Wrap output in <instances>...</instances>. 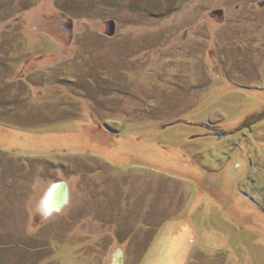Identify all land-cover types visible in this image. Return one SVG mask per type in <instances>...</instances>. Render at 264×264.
<instances>
[{"label":"rangeland","instance_id":"374dc122","mask_svg":"<svg viewBox=\"0 0 264 264\" xmlns=\"http://www.w3.org/2000/svg\"><path fill=\"white\" fill-rule=\"evenodd\" d=\"M0 264H264V0H0Z\"/></svg>","mask_w":264,"mask_h":264},{"label":"water","instance_id":"95a60500","mask_svg":"<svg viewBox=\"0 0 264 264\" xmlns=\"http://www.w3.org/2000/svg\"><path fill=\"white\" fill-rule=\"evenodd\" d=\"M214 15H222L223 11L222 10H215L213 11ZM111 32L113 34L114 31V27L115 24L114 22L111 24ZM55 191L56 195L58 194L59 198L55 201V203H53V209L51 210V212L53 211H60L62 210L63 206L67 205L69 203V199H70V189H69V185L66 182H58L55 183V185H53V187L51 188V190L48 192V195L52 192ZM47 195V197H48Z\"/></svg>","mask_w":264,"mask_h":264},{"label":"crops","instance_id":"0c3cea01","mask_svg":"<svg viewBox=\"0 0 264 264\" xmlns=\"http://www.w3.org/2000/svg\"><path fill=\"white\" fill-rule=\"evenodd\" d=\"M57 197L59 198L58 194L56 195L55 191L53 190L52 193H50L49 197L47 198L46 203H44L45 202V199H44V201H43V208H44V204H45V208L44 209L51 213V210L53 209V205L52 204L55 203V201L58 199Z\"/></svg>","mask_w":264,"mask_h":264},{"label":"clouds","instance_id":"9594fccd","mask_svg":"<svg viewBox=\"0 0 264 264\" xmlns=\"http://www.w3.org/2000/svg\"><path fill=\"white\" fill-rule=\"evenodd\" d=\"M37 211H39L40 214L43 215L45 218H47V216L51 214L50 212H48L47 210H45L39 206L37 207Z\"/></svg>","mask_w":264,"mask_h":264},{"label":"bare ground","instance_id":"6f19581e","mask_svg":"<svg viewBox=\"0 0 264 264\" xmlns=\"http://www.w3.org/2000/svg\"><path fill=\"white\" fill-rule=\"evenodd\" d=\"M51 193H52V192H51ZM49 195H50V194H49ZM49 195H48V197H49ZM48 197H46V200H47Z\"/></svg>","mask_w":264,"mask_h":264}]
</instances>
